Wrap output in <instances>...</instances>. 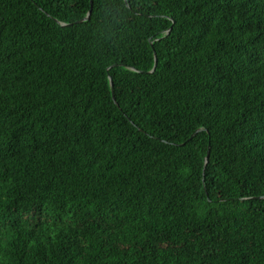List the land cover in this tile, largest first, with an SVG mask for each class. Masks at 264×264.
<instances>
[{"label":"trees","instance_id":"16d2710c","mask_svg":"<svg viewBox=\"0 0 264 264\" xmlns=\"http://www.w3.org/2000/svg\"><path fill=\"white\" fill-rule=\"evenodd\" d=\"M0 264H264V0H0Z\"/></svg>","mask_w":264,"mask_h":264},{"label":"water","instance_id":"95a60500","mask_svg":"<svg viewBox=\"0 0 264 264\" xmlns=\"http://www.w3.org/2000/svg\"><path fill=\"white\" fill-rule=\"evenodd\" d=\"M90 3H91V2H90ZM89 14H90V11H88V13H87V15H86L85 17H83V18H81L80 20H78V22H81V21H84V20L88 19ZM155 66H156V59H155V57H154V65H153L151 71H153V70L155 69ZM109 83H110V86H111V90L113 91V88H112V82H111V78H110V77H109ZM112 97H113V99H114L113 94H112ZM202 130H203V128L196 129V130L190 135V138H192V137L195 135V133H197V132H199V131H202ZM207 160H208V152H207V155L205 156V162H207Z\"/></svg>","mask_w":264,"mask_h":264}]
</instances>
